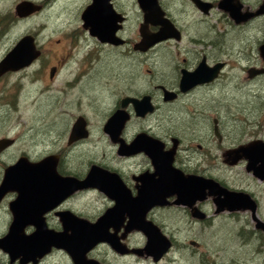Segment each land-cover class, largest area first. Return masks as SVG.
I'll use <instances>...</instances> for the list:
<instances>
[{
    "label": "flooded vegetation",
    "instance_id": "1",
    "mask_svg": "<svg viewBox=\"0 0 264 264\" xmlns=\"http://www.w3.org/2000/svg\"><path fill=\"white\" fill-rule=\"evenodd\" d=\"M28 1L38 9L33 11H22L19 13L16 9L18 3ZM157 0L164 17L169 20L173 28L170 30L166 25H153L148 23L150 32H157L159 29H166L165 38L159 43L142 51L135 48L139 43L142 34V24L145 22L146 11L143 10L138 0H0V62L3 57L13 48V46L25 35H31L38 51L37 57L26 67L17 71H8L0 75V81L3 83V77L8 75L20 74L26 70L33 69L37 75L48 74L49 80H54L64 65L72 68V78L69 83L72 87L83 85L84 78L89 73L99 71L103 65L102 55H117L116 59H127L135 67L136 55H147L157 46H161L165 52L162 54L164 64L169 71L160 75V79L153 78L149 81V88L141 92H136L134 87V76L128 78L124 84L118 79L120 84L115 81L113 89L114 101L112 106L104 113L105 118L102 125V131L110 141L113 149L112 155L118 166H110L105 163H96L92 161L85 162L83 169L71 171L65 166V156L69 148H74L83 144L90 136L89 123L84 115H77L73 122H68L66 148L58 149L43 156H31L26 151H21L14 158L1 159V156L10 150L16 143V138L1 136V139H9L11 143L0 147V184L3 180V174L8 166L15 164L20 157H27L30 162H38L49 155L58 157L56 169L61 176H71L77 180L86 177L90 168L94 165L99 166L109 172L116 173L125 187L129 190L131 196H137L139 187L142 185L141 176L145 173H153L154 166L149 155L141 150L136 153H120L123 145H129L139 134H146L162 142V152L173 149L172 164L180 169L184 174L202 176L207 179H213L228 190L241 191L247 193L256 204L255 213L258 209V190L264 187V179L258 178L253 171H247L246 167L249 159L243 156V153L235 152L234 149L259 138L260 129L253 131V128L259 126L258 122H248L251 126V137L244 140L241 128L229 129L230 119L241 120L239 114H220L217 108L221 104L213 102V96L216 93L223 94L231 85L232 78L239 81V86L247 84H264V0H230V5H221L222 0ZM10 2V3H7ZM60 6L61 14H56V6ZM67 5V6H66ZM221 5V6H220ZM49 11L47 15L52 24L56 26L63 18L65 26L61 38L39 42L40 33L45 30L47 25L36 21L42 12ZM55 11V13L53 12ZM24 12V13H23ZM87 12V14H86ZM199 24L198 28L203 27V32L194 31L195 34H187L188 28ZM58 18V22H57ZM29 22V26L24 28L20 35L10 37V28ZM164 27V28H163ZM175 29V30H174ZM201 29V28H200ZM62 32L63 30L59 28ZM55 31V27L53 28ZM233 34V35H232ZM237 35L241 38L242 44L236 49L225 45V40ZM7 42L9 44L4 46ZM62 45V52L56 53V50L49 46ZM68 45V46H66ZM146 59V58H145ZM95 62V63H94ZM130 63V62H129ZM141 64V61H140ZM38 67H35L37 66ZM91 66L86 74V70ZM36 69H35V68ZM200 79L194 85L181 90L180 84L184 73L198 71ZM238 70L237 73L233 71ZM150 72L149 69H147ZM82 76H84L82 78ZM82 78V79H81ZM131 79V80H129ZM3 85V84H2ZM3 90V87H2ZM166 92L172 93L171 98L167 99ZM17 93L19 88L17 87ZM143 96H149L152 104V110L144 114H137L135 106L131 101L123 106L122 102L126 99H141ZM193 101H190V100ZM18 98L13 96L10 100L11 109L16 110ZM192 102V104H191ZM181 104L186 109L183 111L190 115L193 120L199 122L194 128L186 129L180 133L166 126L169 121L168 106ZM18 105V104H17ZM191 105V106H190ZM0 108L3 110V93L0 94ZM230 108V107H229ZM161 110L159 118L164 120L165 125L155 130V124L149 119ZM122 111L126 114L117 139L112 141L110 135L104 131V125L112 114ZM78 117L85 121L87 136L78 138L69 142V135L72 127ZM171 117V115L169 116ZM228 122L226 123V121ZM156 121V120H154ZM136 123L139 124L136 127ZM238 124H241L240 122ZM132 129V131H131ZM237 130V131H236ZM235 136V137H233ZM141 159V160H140ZM138 168L125 173L122 163L132 160L142 162ZM138 162L137 164H139ZM260 160L256 163L258 166ZM229 170L231 177L236 178L238 173L244 174L240 179L243 184H229L220 173ZM229 168V169H225ZM233 171V173H232ZM245 173L249 176H245ZM92 194L93 204L88 205L84 202L76 204L74 199L80 195ZM17 192L8 191L0 199V239L9 231L13 213L10 209V203L17 197ZM104 198L106 203L101 205L98 197ZM63 198V199H62ZM54 202L45 211L41 212L42 223L46 228L55 232H62L66 229L62 216L66 213L73 215L87 222L95 223L108 209L115 205V200L110 198L103 191L95 187L76 189ZM176 196L167 197L169 202L166 205H155L146 213V219L153 222L163 235L170 240V247L167 251L155 261L152 256L147 255L144 246L147 243V236L139 229H129V217L125 214L122 221L118 223L115 232L112 226L108 231L114 234L115 247L107 241H97L85 253V260L92 264H117L119 261L136 259H150L152 263L157 264L167 253L171 252L175 246V239L172 235L166 233L164 225L156 217L152 216L158 210L177 206L188 216L187 223L192 226L195 222L207 223L212 217L227 212L228 214H237L239 212L251 210L222 211L208 213L206 203L211 201L215 206L212 197H207L202 201H196L195 206L205 214L203 218H197L192 215L191 208L183 204H174ZM91 206L92 215L89 217L86 213V207ZM208 211V212H207ZM252 217V216H251ZM264 222V221H263ZM23 225L24 235L34 233L37 226L32 222H26ZM116 225V226H117ZM259 229V228H258ZM69 232V230H68ZM177 241V240H176ZM189 244L197 246L195 240H189ZM134 249L142 250L138 254ZM61 254L65 264H75L71 254L62 247L50 246L42 253L32 256L23 254H13L0 245V264H48V258L53 254ZM39 254V255H38ZM202 262V258H200Z\"/></svg>",
    "mask_w": 264,
    "mask_h": 264
},
{
    "label": "rangeland",
    "instance_id": "2",
    "mask_svg": "<svg viewBox=\"0 0 264 264\" xmlns=\"http://www.w3.org/2000/svg\"><path fill=\"white\" fill-rule=\"evenodd\" d=\"M9 1L13 2L14 0ZM61 11L62 9L60 10V6L57 5L56 14H61ZM53 12L55 13V11ZM48 14H50L49 11L42 12L38 17H34L36 21L31 23L32 25L35 22L47 25L39 35V42L61 38L64 33L65 21L63 18L55 26L51 23L52 19L50 22L49 17H47ZM192 19L191 17L189 22L191 28H188L186 35L188 33L194 35V31L199 33L204 30L202 24L201 29L196 27L199 24L192 27ZM29 24L26 22L18 29V26L10 28V37L20 35ZM54 27L55 31H53ZM59 28L63 31L61 32ZM224 42L226 46L236 49L242 44L241 38L237 35L229 37ZM8 44L9 42L4 46ZM49 46L53 47L57 54L63 51L62 45H53L51 42ZM163 52L165 50L161 46H157L147 55H136L134 68L131 61L116 59L117 55L114 54L107 56L105 52L102 55V62L104 61V63L99 71L96 74L89 73L84 78L80 88L70 85L69 80L73 74L72 68L67 65L61 68L52 81L48 79V74L37 75L33 69L3 77V83L0 81V94L3 93V110L0 108V137H14L16 143L1 156V159L14 158L21 151H26L31 156L40 157L66 148L67 133L63 134L62 130H67L68 122H73L77 115H84L89 123L90 136L80 146L69 148L65 156V166L71 171H77L78 168L82 170L87 161L118 166L112 155L113 149L110 141L102 131V125L106 118L102 119V116L107 113L114 101L112 88L115 81L123 86L128 78H133L134 71L133 81L136 92L149 88L151 79H160V75L169 72L166 70L168 68L162 59ZM89 70H92L91 66L85 74ZM233 72L237 73L238 70ZM117 78L124 84L119 82ZM232 79L231 85L223 94L216 93L212 97V103L221 104L217 108V112L220 114H228L227 110H230L233 117L234 114H239L241 120L230 119L228 128H241L245 137L244 140L252 135L251 126L248 125V122H258L259 126L252 130L257 131L259 128V138L264 139V84L254 83L239 86V81L235 80L234 77ZM17 87L19 93H17ZM13 96L18 98V102L16 103L17 109L12 111L10 100ZM168 107V114L171 117H167L169 121L166 126L171 127L172 130L178 133L181 130L186 132V129L194 128L195 124H199L190 115L183 112L186 111L183 105L174 104ZM160 112L161 110L149 119L151 123L155 124L156 131L160 125H165L164 120L159 118ZM239 122L241 124H238ZM138 126L139 124L136 123V127ZM144 161L143 159L142 162L132 163V160H129L122 163L121 166L126 173V171L130 172L138 168ZM138 162L140 163L137 164ZM222 169L224 168H220V173ZM225 169L229 168L225 167ZM221 176L229 184L248 185L247 182L240 181L244 174L238 173L237 177L234 178L231 177L229 170H226L221 173ZM245 176L249 175L245 173ZM258 191L256 216L264 221V187ZM93 196L95 195L83 194L76 197L74 201L78 205L83 202L92 205ZM98 198L101 205L106 203L104 198L100 196ZM205 205L209 210L207 212L211 214L215 206L211 201ZM91 209L95 211L91 206L86 207L88 211L86 214L89 217L92 215ZM152 216L162 222L166 233L175 239L173 250L167 253L157 264H264V233L255 227V221L247 211L234 215L223 212L212 217L207 223L195 222L192 226L189 225V221L187 223L188 216L181 210V207L172 206L158 210ZM189 240H195L198 245L189 244ZM200 258H202V262ZM48 261V264H65L63 256L57 253L50 256ZM117 264L154 263L150 259L130 258L129 261L127 259L121 260Z\"/></svg>",
    "mask_w": 264,
    "mask_h": 264
},
{
    "label": "water",
    "instance_id": "3",
    "mask_svg": "<svg viewBox=\"0 0 264 264\" xmlns=\"http://www.w3.org/2000/svg\"><path fill=\"white\" fill-rule=\"evenodd\" d=\"M138 1L146 11V16L141 28L142 38L139 43H136L135 48L145 51L164 39L166 30L159 29L157 32H150L147 27L148 23L166 25L169 30L173 26L164 17L157 0ZM195 2L200 5L196 0ZM226 4L230 5V0L221 1V5ZM16 9L21 13L24 10L27 12L36 10L38 6H34L28 1H22L17 4ZM37 55L38 51L33 37L31 35L23 36L0 62V75L28 66ZM200 79L203 78L200 77L199 70L184 73L180 84L181 90L194 85ZM166 94L167 99L171 98L172 93L166 92ZM128 101L133 103L137 114L141 115L152 110L149 96H143L141 99H126L122 102L123 106ZM126 116L122 111H118L112 114L104 125V131L110 135L112 141L117 139ZM85 136H87L85 121L82 117H78L69 135V142ZM10 143L9 139H1L0 147ZM161 146V141L146 134H139L131 144L123 145L122 150L119 151L130 154L143 150L152 160L154 172L141 176L142 185L139 187L137 196H131L116 173L109 172L99 166H92L84 179L77 180L71 176H61L57 172L58 157L56 155L46 156L38 162H30L25 156L20 157L15 164L5 169L0 184V199L8 191H15L18 194L15 200L10 203L13 221L7 234L0 239V245L13 254L25 256L37 255L50 246L62 247L71 254L75 264H92L91 261L85 260V253L97 241H107L115 247L113 238L115 233H109L108 229L112 226L116 232L117 224L126 214L129 217L128 223L131 225L129 229L136 228L144 232L147 236L144 249L147 255L157 261L170 247V240L153 222L146 219V213L155 205L168 204L167 197L172 195L176 196L174 204L190 207L192 215L197 218H203L205 214L195 206V202L202 201L207 197L213 198L215 213L249 209L252 219L255 221V227L264 233V222L257 218L255 201L247 193L228 190L213 179L184 174L172 164L173 149L162 152ZM234 151L243 153V156L246 155L249 159L247 171L252 170L256 177L264 179V142L253 140L235 148ZM259 160L260 164L257 166L256 163ZM89 187L103 191L115 200V205L99 217L95 223L66 213L62 216L66 226L64 231L55 232L46 228L41 220L42 211L72 191ZM26 222H32L37 226L34 233L24 235L22 224ZM132 251L142 254V250L134 249Z\"/></svg>",
    "mask_w": 264,
    "mask_h": 264
}]
</instances>
